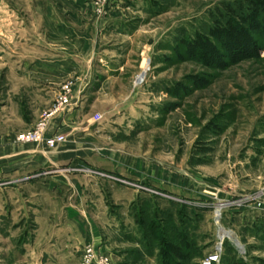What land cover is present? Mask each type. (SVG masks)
Here are the masks:
<instances>
[{
  "label": "rangeland",
  "instance_id": "obj_1",
  "mask_svg": "<svg viewBox=\"0 0 264 264\" xmlns=\"http://www.w3.org/2000/svg\"><path fill=\"white\" fill-rule=\"evenodd\" d=\"M64 1L0 0V101L13 99L11 88L20 83L22 98L31 96L27 83L5 78L1 63L53 53L50 24L94 26L110 7L117 12L101 33L92 78L60 81L61 93L70 88L62 108L73 98L76 120L88 129L73 137L77 132L67 127L57 147L44 146L48 153L67 146L76 154L58 159L51 172L136 191L126 212L131 223H120V238L111 232L125 253L113 252L114 263L163 264L165 252L176 260L187 251L179 264H200L225 230L237 243L223 237L221 264H264V34L237 15L242 2L253 0H89L93 16L80 13L75 21L62 12ZM229 24L242 32L227 33ZM44 169L0 173V264H80L83 247L64 253L54 245L71 224H50L47 212L55 207L46 194L40 222L33 221L28 194L46 182ZM88 194L94 199L91 189ZM111 202L108 210L120 213Z\"/></svg>",
  "mask_w": 264,
  "mask_h": 264
},
{
  "label": "crops",
  "instance_id": "obj_2",
  "mask_svg": "<svg viewBox=\"0 0 264 264\" xmlns=\"http://www.w3.org/2000/svg\"><path fill=\"white\" fill-rule=\"evenodd\" d=\"M86 1L83 4V0H80L79 5H74L73 0L68 2L66 0V2L64 1L66 6L62 12H66L74 21L80 13L85 17L93 16L94 8L91 7L89 0ZM110 8L107 10V12L110 11L109 15L102 19V23L94 26L87 23L61 21L56 25L50 24L48 28L52 32L53 38L47 44L53 53H46L38 57L15 55L12 62L6 60L1 63L5 78L27 83L25 85L28 86V92L31 96L27 97V95L26 98H22L21 94L25 89L20 83L11 88L13 99L6 101L1 99L0 101V173L22 171L33 165L45 168L43 179L46 182L36 186L33 192L28 194L29 203L33 208V221L36 224L40 222L38 220L40 197L46 194L50 200L48 203L55 207V209H50L47 212L50 224L57 227L71 224V232H66L64 237L58 235L53 238L57 250L64 253L66 249H81L89 244L98 253L111 256L115 252V254L123 256L125 253H121L120 243H115L114 236L120 232L119 225L121 222L131 223L132 217L126 212L130 203L134 201L136 191L133 189L130 192L121 190L114 184L97 185L79 182L72 175L51 172L52 166L58 159L66 161L76 157L74 156L76 154L67 146L60 147L57 153H48L42 143L24 145L15 141L14 136L16 132L32 126L41 110L55 106L54 103L52 104V100L54 96L57 100L61 94V90L59 91L61 80L69 78L88 80L92 78L93 57L97 48L104 44L101 33L107 29L106 24L113 18L112 16L117 14L114 9ZM56 10L59 11L60 7H57ZM115 27L120 30L121 24L115 25ZM84 85L81 86L80 84L79 89L81 90ZM73 104L72 98L67 108L63 107L60 111H54L51 114L46 136L52 134L67 135L65 133L68 131L67 127L71 128L70 132L88 129V124L76 120V111L79 110V106L73 107ZM51 107L49 108L50 111ZM49 109L47 110L49 111ZM10 120H14L16 123L12 124ZM84 124L85 126L82 127ZM78 132L72 136L78 137ZM133 173L145 180L151 178L147 173ZM90 189L95 194L94 199L88 194ZM107 199L112 200L111 203L119 207L120 213H112L108 210ZM93 206L98 207L99 210ZM87 207H90L91 211L87 210ZM111 232L115 235L113 236ZM123 263L126 264L127 262Z\"/></svg>",
  "mask_w": 264,
  "mask_h": 264
},
{
  "label": "built area",
  "instance_id": "obj_3",
  "mask_svg": "<svg viewBox=\"0 0 264 264\" xmlns=\"http://www.w3.org/2000/svg\"><path fill=\"white\" fill-rule=\"evenodd\" d=\"M70 88L65 85L62 88V93L60 95V101L57 106L45 114V116L37 122V124L30 130L20 132L16 135V140L18 142H31V143H42L47 148L57 147L63 140L64 136L61 134H52L49 136H44V132L48 125V119L50 115L62 108L64 103L67 101V96L69 94ZM99 115H95V120L99 119ZM223 237H219L218 242L215 244L214 248L205 254L201 259L200 264H221V256L223 254ZM80 264H115L112 258L107 254L98 253L95 251L92 245L86 244L81 251Z\"/></svg>",
  "mask_w": 264,
  "mask_h": 264
},
{
  "label": "trees",
  "instance_id": "obj_4",
  "mask_svg": "<svg viewBox=\"0 0 264 264\" xmlns=\"http://www.w3.org/2000/svg\"><path fill=\"white\" fill-rule=\"evenodd\" d=\"M248 4H251V6H247V5H245L244 2H242L241 7H242V10L244 12L242 11L241 12L242 14H237V15H239L240 17L241 16L243 17V20H245L246 23L249 24L248 27L253 29L254 34H257V35L258 34L259 35L264 34V0H253L251 2H248ZM233 21L234 20H232V18L229 19V22L231 24H233ZM233 29H236V30L234 31ZM227 30H228L227 33H232V34L234 33V34H236V36H238L239 32H242L239 27L233 26L230 24L227 25ZM229 39H230L229 34H227V38L221 39V42L225 47L231 43ZM192 46H197V47H194V51H195V49L196 50L198 49L200 53H202V54L207 53L208 54L207 51L203 52V50H202L203 47L201 46V44H198V45L192 44ZM231 47L233 48L232 44H231ZM207 49H208V47H207ZM152 228L155 229V227H152ZM181 240H182V238H180L179 241H181ZM180 244L182 247L185 246V243L183 242V240L180 242ZM163 255L164 256L161 259L162 260L161 262H163V264H179L178 261H181L182 259L186 260V258L189 257V254L187 251H181V252L177 253L176 260H174V259L172 260L171 257L166 252Z\"/></svg>",
  "mask_w": 264,
  "mask_h": 264
},
{
  "label": "bare ground",
  "instance_id": "obj_5",
  "mask_svg": "<svg viewBox=\"0 0 264 264\" xmlns=\"http://www.w3.org/2000/svg\"><path fill=\"white\" fill-rule=\"evenodd\" d=\"M220 237H227L231 239L234 243H237V241L232 237L231 233L225 230H219Z\"/></svg>",
  "mask_w": 264,
  "mask_h": 264
}]
</instances>
